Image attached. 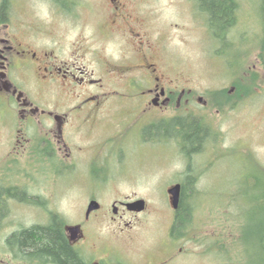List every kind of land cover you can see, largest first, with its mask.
I'll return each instance as SVG.
<instances>
[{"label":"rangeland","instance_id":"1","mask_svg":"<svg viewBox=\"0 0 264 264\" xmlns=\"http://www.w3.org/2000/svg\"><path fill=\"white\" fill-rule=\"evenodd\" d=\"M58 1L65 3V9L53 0H0V3L6 2L10 21L29 22L37 37H53L61 43L65 54L74 50L90 52L84 59L89 70L96 69L89 63L91 52L98 53L101 59H120L123 46L105 36L108 0ZM234 1L236 25L226 37V45L233 46L231 49L221 48L215 42L204 15L189 0L133 2V11L144 21V31L156 40L154 56L158 64L168 69L180 91L202 95L208 103V112L194 111L197 120L209 128V139L202 153L188 160V166L177 153L178 147L166 140L165 145L149 141L142 154L138 144L124 145V160L105 165L111 178L95 181L103 189L92 191L91 196L88 190L91 183L84 174L86 164L80 163L76 169L68 164L66 170L53 163L56 169H48V179L32 181L25 170L34 172L37 164L29 165L28 169L20 163L22 171L16 175L18 165L5 160L6 151L0 143L2 185L22 187L28 183V187L43 185L52 191L47 196L46 212L36 206L10 207L0 227V259L16 263L15 250L7 244L10 233L19 227L43 226L50 215L60 217L68 225L76 223L82 219L92 197L101 206L95 217L97 233L103 245L115 246L118 264L159 260L164 251V229L173 214L166 190L183 184L189 169L191 176H196V185L194 193L186 190V199L193 208L190 226L196 233L191 237L189 249L194 257L187 259L193 264H239L237 256L243 248L240 224L243 228L246 225L248 232L256 231L260 225L264 228V6L261 0ZM107 85L109 90L114 89L110 83ZM161 138L165 139L163 135ZM178 140L181 148L182 139ZM14 167L15 171H10ZM94 175L101 174L95 169ZM37 197L44 201L46 196L40 193ZM127 199L144 200V211L123 218L130 227L109 223L112 204ZM215 241L223 246L229 257L226 261L215 252L219 250ZM250 249L254 250L252 245ZM262 259L263 256L258 257L256 264H264Z\"/></svg>","mask_w":264,"mask_h":264},{"label":"flooded vegetation","instance_id":"2","mask_svg":"<svg viewBox=\"0 0 264 264\" xmlns=\"http://www.w3.org/2000/svg\"><path fill=\"white\" fill-rule=\"evenodd\" d=\"M133 2L135 0H108L105 36L123 46V53L118 60H107L91 52L89 63L95 70H89L84 62L87 52L74 50L65 54L61 43L53 37L49 40L37 37L33 25L21 19L10 21L6 10V18L0 20V143L6 151L5 160L18 165L16 175L21 170L20 163L26 164L28 169L29 165L37 164L34 172L25 170L32 181L48 179L47 171L52 167L56 169L53 163H59L66 170L68 164L72 169L80 163L86 164L84 174L91 183L88 190L92 196V191L103 189L95 181L111 178L105 165L124 160V145L138 144L142 154L149 141L165 145L166 140L178 147L181 152L177 153L187 162L206 146L209 128L197 120L194 111L208 112L207 101L192 91H180L167 73L168 69L158 64L154 56L156 40L144 31V21L133 11ZM107 83L114 89L109 90ZM181 120H192L203 130L200 148L188 154L179 146ZM187 164L189 166V162ZM95 169L100 177L93 176ZM10 171L14 172L15 167ZM0 179V211H5L0 227L10 207L36 206L46 212L45 203L52 194L51 189L43 185L28 187V183L22 187L4 186ZM182 189L183 184L181 193ZM40 193L46 196L44 201L37 197ZM92 200L89 198L88 204ZM132 201L135 200L114 202L109 223H124V227H130L123 218L138 214L125 206ZM100 210L101 206L88 215L85 210L81 220L69 225L50 215L43 226L56 225L65 246L79 264H118L115 246L103 245L97 233L95 217ZM178 214V209L173 210L172 219L164 229L162 256L143 264H193L187 258L194 257L189 249L196 231L191 229L190 221H176ZM33 226L40 225L19 227L10 235ZM67 227L75 228V234ZM14 250V264H60L53 261L56 254L50 252L43 258L31 259ZM0 264L12 263L0 259Z\"/></svg>","mask_w":264,"mask_h":264},{"label":"trees","instance_id":"3","mask_svg":"<svg viewBox=\"0 0 264 264\" xmlns=\"http://www.w3.org/2000/svg\"><path fill=\"white\" fill-rule=\"evenodd\" d=\"M62 9H65L63 1L53 0ZM195 4L198 13H201L205 17L206 27L215 40V42L221 46V48L226 47L231 49L230 45H226V37L231 32V30L236 25V2L234 0H189ZM264 6V0H261ZM67 3V2H66ZM6 2L0 5V19L6 16ZM261 8V5H260ZM263 12L264 8L262 7ZM261 9V11H262ZM264 22V21H263ZM226 45V46H225ZM201 127L193 122L192 120H181L179 124L178 136L182 139L181 150L188 154L192 151L198 150L200 147V142L202 140ZM190 149V150H189ZM264 171V170H263ZM190 170L187 169V174L183 180V189L181 193V200L178 207V215H176L175 220H187L190 221L192 218V207L186 199V190L189 189L194 193L196 176L192 177ZM21 197V196H20ZM5 214V211H0V218ZM52 219L62 220L58 216H53ZM176 227L174 224L173 229ZM240 231L242 236L241 243L243 248L241 252H238L237 256L238 263L243 261V264H256L258 257L263 256L264 259V228L260 225L259 228H255L256 231H247V226L244 228L240 224ZM251 229V228H250ZM7 244L10 248L17 249L22 253L29 255L31 259L40 258L46 255L48 252L56 254L53 257V261L60 264H79V262L72 255V251L67 248L64 241L61 239L58 232V228L55 224L51 226H33L30 229L22 230L20 233H14L10 235L7 240ZM217 252L222 260L226 261L228 257L225 252H223V246L219 241H215ZM254 250L250 249V246ZM249 247V248H248ZM250 249V250H249ZM256 249V250H255ZM254 251V253H253ZM65 252L66 255L58 257L59 253ZM229 255V254H228ZM240 256V260L239 259ZM257 256V259L255 258ZM229 259V257L227 258ZM262 261L264 262V260ZM258 261V260H257Z\"/></svg>","mask_w":264,"mask_h":264},{"label":"water","instance_id":"4","mask_svg":"<svg viewBox=\"0 0 264 264\" xmlns=\"http://www.w3.org/2000/svg\"><path fill=\"white\" fill-rule=\"evenodd\" d=\"M168 195L169 205L172 210H177L181 200V184L177 183L166 190ZM128 211L140 213L145 209V201L142 199L128 202L125 204ZM99 203L96 200L89 202L86 208V214H90L93 211L99 209ZM68 231H71L72 234H75L76 229L73 227H67Z\"/></svg>","mask_w":264,"mask_h":264}]
</instances>
